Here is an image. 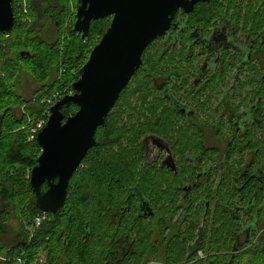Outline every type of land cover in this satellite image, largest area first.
I'll use <instances>...</instances> for the list:
<instances>
[{
  "label": "flooded vegetation",
  "instance_id": "obj_1",
  "mask_svg": "<svg viewBox=\"0 0 264 264\" xmlns=\"http://www.w3.org/2000/svg\"><path fill=\"white\" fill-rule=\"evenodd\" d=\"M33 5L41 21L48 2ZM148 48L134 88L167 104L136 105L122 143L149 182L120 187L119 262L264 264V0L180 8Z\"/></svg>",
  "mask_w": 264,
  "mask_h": 264
},
{
  "label": "trees",
  "instance_id": "obj_2",
  "mask_svg": "<svg viewBox=\"0 0 264 264\" xmlns=\"http://www.w3.org/2000/svg\"><path fill=\"white\" fill-rule=\"evenodd\" d=\"M27 1L24 13L23 0H14L16 23L10 32H0V264H36L34 261L41 249L47 252V264H121V256L115 249L119 246V238L127 231L124 224L119 223V216L112 213L122 204L117 195L122 185L136 179L139 184L149 182L144 173L139 181L135 172L138 152L125 151L122 144L123 137L132 141L135 129L122 130L111 110L106 125L97 129L99 144L88 151L75 171L65 205L52 219L37 207L30 184L31 170L37 163L41 147L37 135L29 139V127L34 120L30 124L25 118V112L30 118L44 116L48 104L43 99L54 90L68 88L64 91L66 94L73 90L72 84L79 78L80 68L109 27L110 17L92 21L86 38L74 30V18L73 24L69 23L70 33L45 41L43 32L51 28L48 23L53 24L54 34L62 26L66 4L63 0H47L45 17L48 23L44 25L41 21L35 22L39 19L38 13L34 19L31 17ZM34 1L31 0V8L37 11ZM67 10L70 16L75 13L68 7ZM22 50L30 54L21 56ZM147 51L143 54L145 60ZM162 59L160 56L159 62ZM18 63L44 82L53 69L57 73L53 83L44 85V94L20 105L14 103L16 94L10 87L18 73ZM149 64V72H154V64ZM128 89L122 91L117 103ZM138 91L134 88L131 95L135 96ZM146 96L142 93L140 98L144 101ZM128 106L136 113V107L131 103ZM77 110L73 103L63 108L66 115ZM39 215H45V220L34 229V219ZM109 238L113 245L108 242Z\"/></svg>",
  "mask_w": 264,
  "mask_h": 264
},
{
  "label": "water",
  "instance_id": "obj_3",
  "mask_svg": "<svg viewBox=\"0 0 264 264\" xmlns=\"http://www.w3.org/2000/svg\"><path fill=\"white\" fill-rule=\"evenodd\" d=\"M209 0H78L74 30L86 38L91 22L111 17L99 43L91 50L66 94L50 108L46 125L36 139L41 154L30 174L39 210L56 218L64 207L69 183L88 151L99 144L97 129L116 105L143 64L145 50L171 27L176 12H187ZM14 0H0V32H10L16 16ZM22 51L21 56L29 55ZM75 104L71 115L64 107ZM47 183V190L43 185Z\"/></svg>",
  "mask_w": 264,
  "mask_h": 264
},
{
  "label": "rangeland",
  "instance_id": "obj_4",
  "mask_svg": "<svg viewBox=\"0 0 264 264\" xmlns=\"http://www.w3.org/2000/svg\"><path fill=\"white\" fill-rule=\"evenodd\" d=\"M63 2L66 4L65 5L66 11H64L62 13V17L64 18V22L59 29H56L55 34H54V31L52 32V29H51L53 27V24L48 23V21H47L48 17L46 16L45 19L41 20L42 24L45 25L48 23L47 26H51L50 30L49 31L46 30L45 34H43L44 37H42V38L45 41L53 40V39H56V38L63 36L66 33L67 34L70 33L69 23L73 24L74 18L76 19V11H77L78 5L76 6V8H75V5L78 4V0H63ZM27 4L29 7L30 15L34 19L35 16L37 15V11L35 9L31 8V0H28ZM67 7L69 9H71L72 12H75L74 14H71L72 16H70L69 11L67 10ZM50 13H53V12H50ZM111 20H112V18L109 19V24L111 23ZM39 34H40V32H39ZM43 50H45V48H43ZM22 51H26V50H22ZM29 51L33 52V50L31 48H29ZM14 58H16V57L14 56ZM144 64L145 65H144V68H142V70L144 72H148L149 70L147 68H149L150 64L148 62H145ZM18 68H19L18 73L15 75L13 80L10 82L11 90H13V92L16 94L13 97V100L15 99L14 103L17 105H20V103H25V102L33 99L34 97H36L39 94L40 95L44 94L46 92L44 85H50L51 83H53V81H55L56 76H57L56 69H53L49 79H47L44 82V80L42 81V80H38L37 78H35V76L31 73L29 68H25V69L21 68L19 63H18ZM162 69L163 70L167 69V66L162 65ZM141 80H142V77H137V80H136V76H134L129 83L130 86L128 85L129 87H127V88H129L128 91H126L123 95L122 101H119L118 103H116V105L112 109V112H113L112 115H115L116 121H118V126L121 127L122 130L123 129H132V128H135V126H136V121H135L136 117L134 116L135 112H134V110H131V108H129L128 103H131L132 106H134V107L136 105L144 106L143 111H144L145 115L151 114L148 105H151L152 101H155L159 98L158 104H162V102L160 101V97L163 98V91L162 90H159L158 92H154V93L151 91L150 94L148 96H146L144 101L140 98V94L138 92L136 93L135 96L131 95L136 83L140 82ZM159 84H161V83H159ZM168 87L172 88L171 83L169 84ZM67 90H68V88L65 90H62V91L56 89L51 93V95H48L43 99V102H52L53 101V103L52 104L47 103L48 109L46 110L44 116H42L41 118H35V117L30 118V117H28V115L25 112V118H27L28 123L31 124V120H34V124L29 127V131H30L29 139L30 140L34 139L35 135H37L38 132L41 131V129L46 125L48 118L50 116V113H51L50 112L51 106L54 105L58 100L63 98L66 95L65 92ZM149 90H150V85H149ZM55 92L60 93L61 96H59L57 99L53 100L52 95ZM67 94H72V93L68 92ZM164 99L165 98H163V104H167V101H165ZM22 107H23V110H25V106L22 105ZM48 110H49V112H48ZM128 140H129L128 137H123L122 143L123 144L127 143ZM40 154H41V151H40ZM32 234L33 233L31 232L30 235H32ZM34 262H36V264H47V252L44 249H41ZM15 264H18V263H15Z\"/></svg>",
  "mask_w": 264,
  "mask_h": 264
},
{
  "label": "built area",
  "instance_id": "obj_5",
  "mask_svg": "<svg viewBox=\"0 0 264 264\" xmlns=\"http://www.w3.org/2000/svg\"><path fill=\"white\" fill-rule=\"evenodd\" d=\"M22 4H23V11H24V13H26L27 12V8H26V2H25V0H23V3ZM70 92L73 93V90H71ZM59 96H61V94L58 93V92H55L52 95V98L54 100V99H57ZM47 103L48 104H52L53 101L52 102H47ZM48 112H49V110H48ZM44 220H45V215H39V216L35 217L34 222H33L34 223L33 228L35 229V228L40 227V225L42 224V222ZM18 260H19V262H21V259H18Z\"/></svg>",
  "mask_w": 264,
  "mask_h": 264
},
{
  "label": "bare ground",
  "instance_id": "obj_6",
  "mask_svg": "<svg viewBox=\"0 0 264 264\" xmlns=\"http://www.w3.org/2000/svg\"><path fill=\"white\" fill-rule=\"evenodd\" d=\"M149 106V105H148ZM159 106V105H158ZM134 144V143H133ZM79 256V255H78ZM90 260V259H89Z\"/></svg>",
  "mask_w": 264,
  "mask_h": 264
}]
</instances>
